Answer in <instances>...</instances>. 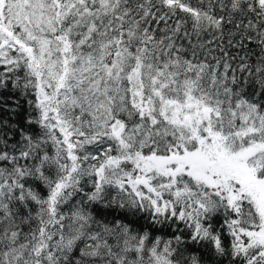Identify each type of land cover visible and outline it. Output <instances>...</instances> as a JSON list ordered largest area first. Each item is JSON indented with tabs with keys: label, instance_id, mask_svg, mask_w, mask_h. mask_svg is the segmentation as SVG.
I'll use <instances>...</instances> for the list:
<instances>
[{
	"label": "snow or ice",
	"instance_id": "6c2138e0",
	"mask_svg": "<svg viewBox=\"0 0 264 264\" xmlns=\"http://www.w3.org/2000/svg\"><path fill=\"white\" fill-rule=\"evenodd\" d=\"M0 264H264V0H0Z\"/></svg>",
	"mask_w": 264,
	"mask_h": 264
}]
</instances>
